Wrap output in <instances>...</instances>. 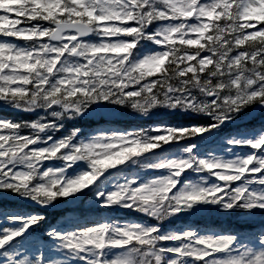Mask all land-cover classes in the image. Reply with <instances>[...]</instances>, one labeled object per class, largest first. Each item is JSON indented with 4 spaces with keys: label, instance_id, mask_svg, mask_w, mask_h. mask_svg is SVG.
<instances>
[{
    "label": "snow or ice",
    "instance_id": "1",
    "mask_svg": "<svg viewBox=\"0 0 264 264\" xmlns=\"http://www.w3.org/2000/svg\"><path fill=\"white\" fill-rule=\"evenodd\" d=\"M0 202V264H264V0H0Z\"/></svg>",
    "mask_w": 264,
    "mask_h": 264
},
{
    "label": "trees",
    "instance_id": "2",
    "mask_svg": "<svg viewBox=\"0 0 264 264\" xmlns=\"http://www.w3.org/2000/svg\"><path fill=\"white\" fill-rule=\"evenodd\" d=\"M43 214L49 217V221H53V220H55V219H56V218H55L56 216L64 215V214H62V213H55V214L43 213Z\"/></svg>",
    "mask_w": 264,
    "mask_h": 264
}]
</instances>
